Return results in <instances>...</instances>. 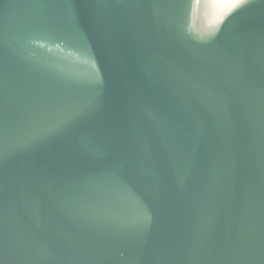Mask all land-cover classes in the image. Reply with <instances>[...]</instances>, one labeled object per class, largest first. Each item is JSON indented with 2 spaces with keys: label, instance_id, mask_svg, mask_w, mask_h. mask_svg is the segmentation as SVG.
<instances>
[{
  "label": "water",
  "instance_id": "95a60500",
  "mask_svg": "<svg viewBox=\"0 0 264 264\" xmlns=\"http://www.w3.org/2000/svg\"><path fill=\"white\" fill-rule=\"evenodd\" d=\"M0 264H264V0H0Z\"/></svg>",
  "mask_w": 264,
  "mask_h": 264
}]
</instances>
